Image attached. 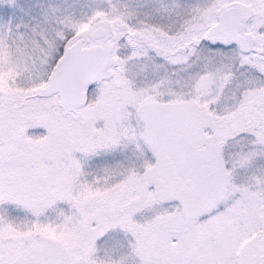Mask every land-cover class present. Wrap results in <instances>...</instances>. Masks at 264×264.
<instances>
[{"label": "snow or ice", "instance_id": "1", "mask_svg": "<svg viewBox=\"0 0 264 264\" xmlns=\"http://www.w3.org/2000/svg\"><path fill=\"white\" fill-rule=\"evenodd\" d=\"M0 264H264V0H0Z\"/></svg>", "mask_w": 264, "mask_h": 264}]
</instances>
